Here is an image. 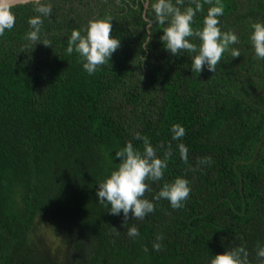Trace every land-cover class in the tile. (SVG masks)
<instances>
[{
  "label": "trees",
  "instance_id": "obj_1",
  "mask_svg": "<svg viewBox=\"0 0 264 264\" xmlns=\"http://www.w3.org/2000/svg\"><path fill=\"white\" fill-rule=\"evenodd\" d=\"M51 2L40 42L26 39L31 2L0 35V264H209L234 246L246 250L247 264H264L256 255L264 245V59L249 41L264 0H222L220 25L237 34L240 56L225 51L214 72L200 73L191 70L194 53L166 51L163 25H152L149 40L143 0ZM200 2L194 27L210 6ZM105 15L120 45L90 75L78 53L66 52L68 37ZM174 124L185 130L177 140ZM137 133L158 156L170 152L145 196L176 176L191 191L181 208L161 199L125 222L96 189L119 162L115 150L127 141L142 150ZM46 223L51 246L41 234ZM133 225L135 238L126 234Z\"/></svg>",
  "mask_w": 264,
  "mask_h": 264
},
{
  "label": "clouds",
  "instance_id": "obj_2",
  "mask_svg": "<svg viewBox=\"0 0 264 264\" xmlns=\"http://www.w3.org/2000/svg\"><path fill=\"white\" fill-rule=\"evenodd\" d=\"M27 0H0V35L6 30H11L16 21V11L19 6ZM210 6L203 17L202 25L194 27L197 13L203 10L200 0H143L142 19L145 30L151 39L152 25H163L162 34L159 39L166 51L171 55L182 54L188 50L194 55L191 57V70L200 73L203 70L214 72L222 53L230 51L232 57L240 56L238 48L232 45L238 43V36L233 30L223 31L220 25V17L224 13L222 0H205ZM36 14L28 18L29 31L26 39L33 43L40 42V32L43 18L52 13L51 0H31ZM111 16L91 19L87 26L81 29H73L68 37L66 52L71 55L74 51L78 53L82 61V67L88 74H92L98 65L110 60L111 55L120 45L112 32ZM198 39L199 43L191 42L190 38ZM249 41L257 58L264 59V21H255L251 24ZM45 46L50 45L44 40ZM172 139L181 138L185 130L183 126L172 125ZM137 138L143 141V148L135 147L131 141L115 150L114 158L119 162L111 169L97 185V201L110 205L108 211L112 215L123 214L125 222L131 213V217L143 219L148 213L155 210V201L166 199L172 208H181L187 200L191 191L189 180L183 176H176L171 181L163 183L162 187L151 199L145 196L151 192V183L161 181L164 170L167 168L169 153L163 157L158 156L156 149L147 136ZM182 158L186 159L187 147L179 145ZM209 158H202L205 163ZM129 237L135 238L140 235L138 228L133 225L126 229ZM162 237H156L152 247L159 250L161 244L158 242ZM259 258H264V245L256 250ZM247 252L242 246L226 248L223 252L212 255L209 264H247Z\"/></svg>",
  "mask_w": 264,
  "mask_h": 264
},
{
  "label": "rangeland",
  "instance_id": "obj_3",
  "mask_svg": "<svg viewBox=\"0 0 264 264\" xmlns=\"http://www.w3.org/2000/svg\"><path fill=\"white\" fill-rule=\"evenodd\" d=\"M41 230H43V233H41V234L44 237V239H46V243L48 242L50 244V246L53 245L51 238H53V236H54V231L50 230L49 224L46 223V224L42 225Z\"/></svg>",
  "mask_w": 264,
  "mask_h": 264
},
{
  "label": "water",
  "instance_id": "obj_4",
  "mask_svg": "<svg viewBox=\"0 0 264 264\" xmlns=\"http://www.w3.org/2000/svg\"><path fill=\"white\" fill-rule=\"evenodd\" d=\"M27 2H31V0H27Z\"/></svg>",
  "mask_w": 264,
  "mask_h": 264
}]
</instances>
